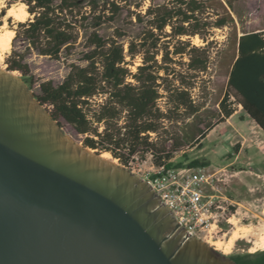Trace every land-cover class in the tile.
Returning <instances> with one entry per match:
<instances>
[{
  "label": "trees",
  "instance_id": "obj_1",
  "mask_svg": "<svg viewBox=\"0 0 264 264\" xmlns=\"http://www.w3.org/2000/svg\"><path fill=\"white\" fill-rule=\"evenodd\" d=\"M5 1L8 7L24 4L30 15L16 24L13 39L23 41L27 51L58 60L80 47L78 60L83 65L71 63L58 85L39 83L35 98L51 108L54 120L62 119L84 136V147L98 154L108 152L123 166L131 157L143 161L147 154L155 165L165 161L167 168L206 166L198 160L186 165L170 160L183 144L198 143L212 128L210 123L203 124L205 130L197 125L195 115L200 106L192 92L195 80L207 73V49L216 43L211 39L214 31L225 28L226 45L219 53L217 67L227 82L218 102V121L232 116L236 103L264 133V31H243L235 0L150 3L143 13L138 10L131 14V23L139 28L136 34L112 28L125 6L120 4L122 0ZM110 28L112 33H100ZM195 37L204 45H193L191 39ZM137 58L139 65L132 71L130 66ZM23 59V54L13 51L6 60V70L18 71L31 88L34 81ZM161 99L167 102L164 112L158 104ZM189 117L192 120L185 128L178 125ZM166 123L178 130L168 133L158 145L151 134L160 136ZM168 142L170 146L165 149ZM229 258L236 264H264V250Z\"/></svg>",
  "mask_w": 264,
  "mask_h": 264
},
{
  "label": "water",
  "instance_id": "obj_2",
  "mask_svg": "<svg viewBox=\"0 0 264 264\" xmlns=\"http://www.w3.org/2000/svg\"><path fill=\"white\" fill-rule=\"evenodd\" d=\"M0 264H236L0 68Z\"/></svg>",
  "mask_w": 264,
  "mask_h": 264
},
{
  "label": "rangeland",
  "instance_id": "obj_3",
  "mask_svg": "<svg viewBox=\"0 0 264 264\" xmlns=\"http://www.w3.org/2000/svg\"><path fill=\"white\" fill-rule=\"evenodd\" d=\"M167 1L122 0L120 4L124 5L125 3V6L116 22L112 24V28L118 27L125 29L128 34H136L139 28L135 23H131L134 21L131 14L138 10L143 13L150 3L163 4ZM20 5L18 2L8 7L5 0H0V37L6 36L8 31L14 32L8 49L0 50V68L6 70V60L13 51L23 54V61L27 64L34 81L30 89L34 94H38L39 83L51 82L52 85H58L68 73L71 63L83 65L78 60L80 47L76 48L71 56L61 55L58 60L41 56L33 50L27 51L23 41L13 40L16 24L30 18L28 13L21 12ZM137 6L139 8H136ZM235 7L241 13L243 31H264V0H235ZM10 8L17 11L18 19L8 15ZM24 9L26 11V6ZM237 26L239 28V25ZM112 28L102 30L100 33L110 34ZM227 32V28L214 31V36L211 39H214L216 43L207 49L210 58L207 73L195 80L196 86L192 92L195 104L200 106L199 112L195 115L197 125L205 130L203 124L210 123L212 128L206 131L205 138L199 140L198 143L183 144L180 150L172 153L170 161H182L184 165L194 160L206 163V166L200 169L208 178L205 192L212 195L211 212L218 229H216V233L215 231L210 235L207 233V236L205 232H197L193 235L218 254L229 257L264 250V133L244 113L242 108L234 103L233 98H230V101L234 103V114L223 122L218 121V102L225 92L227 77L223 70L217 67V63L219 53L226 45ZM191 40L195 46L204 45L198 37ZM184 60L186 61V58ZM139 62V58L134 60V66H130L132 71H135V66L139 65ZM179 69L185 70L184 67ZM13 72L16 76H21L18 71ZM166 103V99H161L158 102L163 112L166 110ZM43 107L50 113V107L44 105ZM191 120V117L185 118L178 125L185 128V124ZM58 123L67 136L82 144L81 140L84 136L78 135L62 119H59ZM102 129L101 126L100 130ZM164 129L166 132L161 131L157 138L151 134L152 139L158 145L164 143L163 140L169 137L168 133L178 130L176 125L169 123H166ZM236 145L238 148L235 152L233 148ZM169 146L168 142L164 147L168 149ZM104 153L109 155V160L128 169L117 159H114L110 153ZM152 162V158L148 154L141 162L139 158L138 162L133 160L130 165L132 173L141 178L144 177L150 171Z\"/></svg>",
  "mask_w": 264,
  "mask_h": 264
},
{
  "label": "built area",
  "instance_id": "obj_4",
  "mask_svg": "<svg viewBox=\"0 0 264 264\" xmlns=\"http://www.w3.org/2000/svg\"><path fill=\"white\" fill-rule=\"evenodd\" d=\"M133 160L138 162V156L131 157L125 166L131 172ZM164 162L159 165L152 162L150 171L142 178L151 185L160 202L190 234L205 232L207 236V233H216L218 226L211 212L212 195L205 192L207 176L200 168H167Z\"/></svg>",
  "mask_w": 264,
  "mask_h": 264
},
{
  "label": "bare ground",
  "instance_id": "obj_5",
  "mask_svg": "<svg viewBox=\"0 0 264 264\" xmlns=\"http://www.w3.org/2000/svg\"><path fill=\"white\" fill-rule=\"evenodd\" d=\"M21 4V3H20ZM24 4H21L20 5V9H21V12L23 11V13L24 14H27L28 12H26L25 11V9H24ZM13 10V8H10V9H8V13L10 12V11H12ZM17 12V11H16ZM15 12V14L14 15H12L14 18H16V19H18L19 18V14H17ZM25 16V15H24ZM24 18V17H23ZM7 34V33H6ZM13 35H14V32L13 31H8V34L6 35V36H2V37H0V50H2V51H4V50H6V49H8V47H9V45H10V42H11V39H12V37H13ZM196 38V37H195ZM0 57H1V55H0ZM13 74L15 75V73L13 72ZM109 155L107 154V153H104V154H102L101 155V157L102 158H105V159H109V157H108Z\"/></svg>",
  "mask_w": 264,
  "mask_h": 264
},
{
  "label": "clouds",
  "instance_id": "obj_6",
  "mask_svg": "<svg viewBox=\"0 0 264 264\" xmlns=\"http://www.w3.org/2000/svg\"><path fill=\"white\" fill-rule=\"evenodd\" d=\"M14 14H15V9H13L12 11H10V12L8 13L9 16H12V15H14Z\"/></svg>",
  "mask_w": 264,
  "mask_h": 264
}]
</instances>
